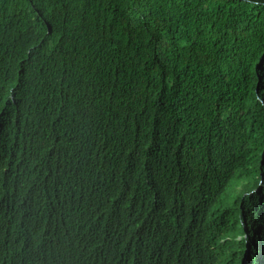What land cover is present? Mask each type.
Wrapping results in <instances>:
<instances>
[{"label": "trees", "instance_id": "16d2710c", "mask_svg": "<svg viewBox=\"0 0 264 264\" xmlns=\"http://www.w3.org/2000/svg\"><path fill=\"white\" fill-rule=\"evenodd\" d=\"M0 264H264V0H0Z\"/></svg>", "mask_w": 264, "mask_h": 264}, {"label": "water", "instance_id": "95a60500", "mask_svg": "<svg viewBox=\"0 0 264 264\" xmlns=\"http://www.w3.org/2000/svg\"><path fill=\"white\" fill-rule=\"evenodd\" d=\"M48 31L50 32V27L48 26Z\"/></svg>", "mask_w": 264, "mask_h": 264}]
</instances>
